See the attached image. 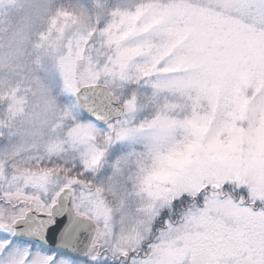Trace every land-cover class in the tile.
I'll return each mask as SVG.
<instances>
[{"label": "rangeland", "instance_id": "374dc122", "mask_svg": "<svg viewBox=\"0 0 264 264\" xmlns=\"http://www.w3.org/2000/svg\"><path fill=\"white\" fill-rule=\"evenodd\" d=\"M64 187L84 260L11 237ZM0 264H264V0H0Z\"/></svg>", "mask_w": 264, "mask_h": 264}, {"label": "water", "instance_id": "95a60500", "mask_svg": "<svg viewBox=\"0 0 264 264\" xmlns=\"http://www.w3.org/2000/svg\"><path fill=\"white\" fill-rule=\"evenodd\" d=\"M76 102L86 116L106 124L124 113V102L105 84L91 83L75 91ZM49 212L28 210L11 224L17 239L33 241L47 248L86 258L90 253L98 225L90 217L77 214L73 208L72 190L63 188Z\"/></svg>", "mask_w": 264, "mask_h": 264}, {"label": "trees", "instance_id": "16d2710c", "mask_svg": "<svg viewBox=\"0 0 264 264\" xmlns=\"http://www.w3.org/2000/svg\"><path fill=\"white\" fill-rule=\"evenodd\" d=\"M140 84H141V83H140ZM130 86H131V89H137V88H138V84H137V82H134V81L132 82V84H130ZM132 92H134V91H132ZM145 94H147V93H144L143 95H142L141 93H139V89L135 91L136 99H137L138 101H141V99L144 97ZM189 199L192 200V199H194V198H189ZM11 237H12V239L16 240V239L13 237V235H12Z\"/></svg>", "mask_w": 264, "mask_h": 264}, {"label": "flooded vegetation", "instance_id": "af4514ba", "mask_svg": "<svg viewBox=\"0 0 264 264\" xmlns=\"http://www.w3.org/2000/svg\"><path fill=\"white\" fill-rule=\"evenodd\" d=\"M43 209H46L47 210V208L44 206V207H42ZM167 215V214H166ZM163 222V221H162ZM145 246V245H144ZM141 252L142 251H138L137 253H136V255H138V254H141ZM135 255V254H134Z\"/></svg>", "mask_w": 264, "mask_h": 264}]
</instances>
